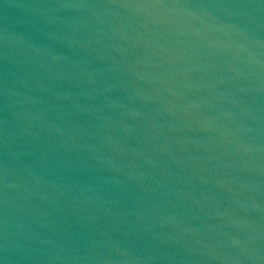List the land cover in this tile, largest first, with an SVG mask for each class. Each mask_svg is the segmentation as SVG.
<instances>
[{
    "label": "water",
    "instance_id": "1",
    "mask_svg": "<svg viewBox=\"0 0 264 264\" xmlns=\"http://www.w3.org/2000/svg\"><path fill=\"white\" fill-rule=\"evenodd\" d=\"M0 264H264V0H0Z\"/></svg>",
    "mask_w": 264,
    "mask_h": 264
}]
</instances>
